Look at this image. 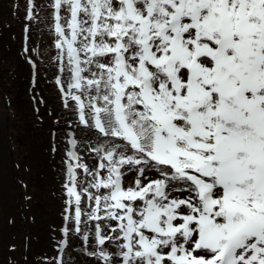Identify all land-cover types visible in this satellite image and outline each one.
I'll use <instances>...</instances> for the list:
<instances>
[{
  "label": "snow or ice",
  "instance_id": "6c2138e0",
  "mask_svg": "<svg viewBox=\"0 0 264 264\" xmlns=\"http://www.w3.org/2000/svg\"><path fill=\"white\" fill-rule=\"evenodd\" d=\"M49 7L63 107L94 137L68 133L63 235L98 264H264V0Z\"/></svg>",
  "mask_w": 264,
  "mask_h": 264
},
{
  "label": "rangeland",
  "instance_id": "374dc122",
  "mask_svg": "<svg viewBox=\"0 0 264 264\" xmlns=\"http://www.w3.org/2000/svg\"><path fill=\"white\" fill-rule=\"evenodd\" d=\"M10 1L12 0H0V2H6L0 3V6L4 4L6 8L11 5ZM13 1L17 2V5L20 3L24 6V0ZM36 2L40 4L38 6L40 9H38V11L40 16L44 19L41 24L43 31V34L41 35L42 51L44 55L49 56L51 52L49 44V3L51 0H36ZM21 5H18V7L15 8L18 15H21ZM21 26L22 22L18 18V24L14 28L16 36L20 37ZM34 46L37 50L41 48L39 42L34 44ZM32 56L35 57V54ZM13 57L14 60L17 61L18 56L14 54ZM49 63L50 64L45 68V76L42 74L38 75V78L40 79V87L41 83L43 86L50 84L54 73H58L54 58L53 61ZM13 64L11 66H13ZM44 64H46V61L41 57V60L38 63V69L41 68L42 65L44 66ZM17 70L24 74V72H26V65L23 64V66H18ZM15 87L16 84H14V88ZM4 88H6V81L4 82V86L0 89V264H54L55 256L46 259L47 255L43 252V242L45 239L50 241L51 239L49 237L53 232V229L51 226L49 227V224L46 227L44 224L45 221H55V226H57V228L54 234L58 240L61 238L60 229L58 230V227L61 223L60 217L64 214L65 209L64 190L60 191V196H64L62 201L57 202L56 199H50L53 193H55L52 191L53 186H51L50 189L45 187L42 180L43 175L38 174L39 171L44 168L43 166H40V163H45L47 160L45 156L41 158L40 162V157L43 153L41 147L48 144V141L45 140L47 138L44 134L51 127L48 126V123L51 124L53 122V116H49L50 113L45 110L43 116L46 118L45 121L48 125H44L45 122L36 125L34 121L35 118L31 115L32 110L29 106L28 100L25 99L26 95H22V97H25V102H23L20 100L21 94H16V92H13L12 94L14 96V104L13 106L10 105L12 110L9 111V107L4 100ZM49 100L54 106L56 99L50 97ZM61 110L62 108L59 105L58 111ZM37 122H40V120L38 119ZM7 124L9 127L8 130L6 129ZM34 127H38V129L41 130L39 132L44 131V134L40 136L37 133V130L34 133ZM90 138L94 139V137L84 134L82 137V144L80 145L88 142ZM67 150L68 147L66 146V151ZM64 160L65 158L62 163H64ZM62 163L58 168L51 169L50 166L44 168L46 173H48L46 175L47 177L44 176V178L50 179V183L54 186L56 185V187L57 185L60 186V184L62 187L64 182V164ZM16 177L17 179H20L22 183H25L27 187L24 188L25 186H20ZM39 184L45 187V192L40 191L38 188ZM16 207H18V210ZM26 236L28 240L27 247L25 245ZM67 237L73 239V242L64 251V263L71 264L70 259L75 250V246L72 245L78 244L81 246V243L79 242L78 237L74 238L71 234ZM81 249H83V246H81ZM48 251L53 250L48 248ZM76 259L77 260L74 264H77V262L78 264H98L95 259L82 254H77Z\"/></svg>",
  "mask_w": 264,
  "mask_h": 264
},
{
  "label": "trees",
  "instance_id": "16d2710c",
  "mask_svg": "<svg viewBox=\"0 0 264 264\" xmlns=\"http://www.w3.org/2000/svg\"><path fill=\"white\" fill-rule=\"evenodd\" d=\"M10 2H11L10 3L11 5H9L6 8L4 4L0 6V89L1 87L4 86V82L6 81V88L4 89H5L6 96H8V99L12 103V106L14 104V100H13L14 96L12 95L13 92H16V94L20 93L21 94L20 100H22L23 102H25V99H27L29 106L32 110L31 115L34 116L32 117L35 118L34 121L36 125L41 124V122H37L38 117L41 116L44 113V111L48 110L50 107H51V110L49 111L50 113L49 116H53L54 118H57L58 121H63V122L67 121L71 119L72 116L69 113L67 114L66 110L58 111L59 105L62 108V105H61L62 101L59 98L60 96L57 95V91L52 86V84H47V86L41 85L40 89L34 93L33 87L35 86L31 87L29 83L30 76H29L28 64L26 66V72H24V74L20 73L17 70L18 66L20 65L23 66V64L26 65V63L24 62V59L22 58V54L18 52L20 47L17 49V45L20 44L21 40L19 36L15 35L14 28L18 24V18L20 19L22 23L24 22V11L25 10L21 6L22 7V11H20L21 15H18L17 10H15V8L18 6L13 2V0ZM0 3H6V2H0ZM14 54L18 56L17 61L14 60V57H13ZM12 64L13 66H11ZM14 84H16L15 88H14ZM23 94L26 95V98L22 97ZM39 97L45 99V102L42 106H39V104L36 102ZM50 97L56 99V103L54 106L52 105V102L49 100ZM44 122H45L44 125H47V122L46 121ZM81 129H84V128H81ZM36 130L38 131L37 133L40 136L44 134V131L39 132L41 130H39L38 127H36L33 130V132L35 133ZM67 130L68 128H60L58 130H56L55 128H52L51 130L47 131L44 134L47 138L45 140L48 141L47 142L48 144L47 145L43 144L44 147L43 146L41 147V151L43 153L40 157V162H41V158L45 156L47 160L45 163H42V162L40 163L41 167L43 166L45 168L46 166H50L51 169L58 168L59 165L62 163L64 159V154H62V146L64 143L63 137L65 136L64 134L66 133ZM53 149H55V151ZM44 168L40 170L38 174L43 175L42 180L45 184V187L50 189V187L53 186L52 191H54L55 193H53L50 199H56L57 202H60L61 201L60 191H62L61 184L60 186L57 185L56 187V185L54 186L50 183V179L44 178V176L48 174L46 173V170ZM38 186H39L38 188L40 189V191L45 192L44 190L45 187L43 185L39 184ZM48 224H49V227L55 226L56 222L55 221H45L44 226L46 227L48 226ZM49 238L51 239V236ZM51 243H53L52 239L50 241L45 239V241L43 242V246H44L43 248L47 250L48 246L49 247L51 246ZM73 255H76V253L73 252Z\"/></svg>",
  "mask_w": 264,
  "mask_h": 264
}]
</instances>
